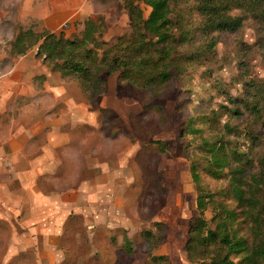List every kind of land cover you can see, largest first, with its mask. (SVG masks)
I'll return each instance as SVG.
<instances>
[{"label":"rangeland","instance_id":"rangeland-1","mask_svg":"<svg viewBox=\"0 0 264 264\" xmlns=\"http://www.w3.org/2000/svg\"><path fill=\"white\" fill-rule=\"evenodd\" d=\"M123 2L0 0V100L9 111L5 121L34 125L36 135L22 153L38 157L36 166H45L33 180L35 209L20 180L16 186L15 178L0 175V182L19 190L14 202L20 214L7 215L12 226L6 228L18 231L26 249L8 257L12 233L3 234L0 264H193L186 241L189 224L198 217L197 189L180 136L179 100L189 88L195 100L191 107L209 98L220 102V92L211 87L215 82L240 95L244 76L264 80V49L254 45L259 24L246 17L234 32L200 36L202 46L216 42L209 59L189 69L191 79L173 81L162 97L120 80L118 73L85 92L77 80L51 72L36 57V47L15 57L6 51L18 26L70 36L80 32L85 19L98 15L107 25L104 38L113 42L130 31ZM141 6L147 13L149 8ZM6 115L0 113V118ZM47 133L55 139L47 140ZM7 148L3 145L0 155ZM259 148L264 149V140ZM27 167L26 160L20 162V173ZM202 184L214 190L223 181L203 175ZM205 214L209 219L210 207ZM127 242L131 253L125 251ZM153 255L165 259L156 261Z\"/></svg>","mask_w":264,"mask_h":264},{"label":"trees","instance_id":"trees-1","mask_svg":"<svg viewBox=\"0 0 264 264\" xmlns=\"http://www.w3.org/2000/svg\"><path fill=\"white\" fill-rule=\"evenodd\" d=\"M123 7L130 31L113 42L104 38L107 25L98 15L85 19L80 32L70 36L18 26L6 51L20 56L36 47V57L51 72L77 80L85 92L118 73L120 80L162 97L173 81L191 79L189 69L209 59L216 42L202 46L200 36L234 32L250 17L259 24L254 45L264 49V0H124ZM244 77L240 95L215 82L211 87L222 101L209 98L191 107L195 100L189 88L179 100L180 136L197 189L198 217L190 222L186 241L193 264H264V149L259 148L264 140V80ZM203 175L223 184L207 188ZM124 247L132 252L128 242Z\"/></svg>","mask_w":264,"mask_h":264},{"label":"crops","instance_id":"crops-1","mask_svg":"<svg viewBox=\"0 0 264 264\" xmlns=\"http://www.w3.org/2000/svg\"><path fill=\"white\" fill-rule=\"evenodd\" d=\"M7 105H5L4 101L0 100V113L7 114L6 118H3L4 116L0 118V141L2 142V143L0 142V149L3 145L8 146L7 148L8 151L7 152L4 151V154H2L3 156L0 155V160L3 159L2 161H0V172H1L0 175L3 176L4 180L7 177L15 178V180L17 181L16 186L19 183L18 180H20L21 183L24 184L23 191L25 190V193L29 196V199H32L31 207L35 209V206L37 204V200H36L37 195L35 189L36 187L35 181L33 180H35V176L37 175V173H39V171L42 172L45 169V166L42 165L36 166L37 164L36 160L38 159V157L36 156L29 157L22 153L23 145L29 143V140L34 135H36L35 132L33 133L31 131L34 125L31 126L30 123H23L21 121L17 122V120H14L13 118H11L10 122H6L5 120L8 119V114H9ZM14 109H18V108H13V111ZM51 135H49L48 133L46 134V136H48L47 140L52 141V139H55L53 133ZM24 160H26L28 167L26 171H22L20 173L21 171V169L19 168L20 162H24ZM5 182L3 183L2 181L0 182V225L2 224L0 227V237L6 233H8V235L12 233V236L10 237L11 245L7 249L6 255L8 257H14L15 255L19 256L22 253V251L26 250L24 248L25 244L21 242L23 241V239L20 237L18 231L15 230L16 232L15 231L12 232L11 229L9 231L6 228V226H12V224H8L10 221L8 220L9 217L7 215H12V217L17 218L20 214L19 206L17 205L16 202H14L16 201L17 198L15 197L17 196L15 192H19V190H15L14 188H12L11 184H6ZM24 208H25L24 210H27L28 207L24 206ZM29 229L30 227L28 228V231H30ZM27 241H28V247H30L31 245L30 241L32 240L30 239V241L29 240Z\"/></svg>","mask_w":264,"mask_h":264}]
</instances>
